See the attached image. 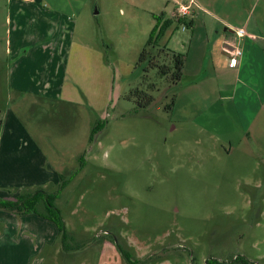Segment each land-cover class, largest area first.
<instances>
[{
	"label": "rangeland",
	"instance_id": "374dc122",
	"mask_svg": "<svg viewBox=\"0 0 264 264\" xmlns=\"http://www.w3.org/2000/svg\"><path fill=\"white\" fill-rule=\"evenodd\" d=\"M19 2L10 0L6 27L0 22V30L7 29V61L20 57L14 48L21 36L30 38L31 31L36 35L46 29L50 36H42L41 45L56 48L54 57L50 53L45 59L41 50L24 47L22 53L29 54L23 60L33 67L36 87L38 80L53 77L62 92L5 95V86H0V199L11 200L38 187L54 192L60 178L67 179L55 206L68 243L82 245V250L76 259L65 261L52 222L36 213L0 209V264H95L103 242L114 247L118 243L143 264H234L232 259L242 254L264 264V172L251 174L238 162L231 165L245 154L229 153L216 136L213 127L223 124L222 119L208 127L198 118L181 116L186 107L202 109L196 107L203 93L195 82L211 72L206 64L200 66L202 48H180L184 38L182 45H188L190 32L180 27L168 31V46L187 59L178 85H161L154 101L138 108L124 95L137 84L131 73L143 45L120 48L115 41L123 38L121 27H134L127 19L135 17L138 23L143 4L87 0L79 17L66 21L55 13L49 21L42 17L31 22L29 8ZM50 8L46 1L42 9ZM220 95L215 88L208 105L226 103ZM234 102L238 108V95ZM8 138L20 146L5 144ZM37 153L46 185L32 184L26 178L32 174L24 172ZM37 209L42 212L43 204ZM10 216L16 220L9 222Z\"/></svg>",
	"mask_w": 264,
	"mask_h": 264
},
{
	"label": "crops",
	"instance_id": "0c3cea01",
	"mask_svg": "<svg viewBox=\"0 0 264 264\" xmlns=\"http://www.w3.org/2000/svg\"><path fill=\"white\" fill-rule=\"evenodd\" d=\"M14 1L16 4H19V1L26 4V7L29 8L26 17H30L31 22L40 20L42 17L47 18L49 21V17L52 14L55 15V13L61 15V17L67 21V19H72L74 16L79 17L87 4V0ZM46 1L47 6H49V8L50 6L52 7V9L50 8L48 11L42 9ZM97 1L99 2V0ZM9 2L10 0H3V2L0 0V22H2L3 19L5 27L8 21L7 7ZM138 2L144 5L142 8L143 12L138 18V23L135 25L133 20L135 17H132L131 20H126L134 23V27L130 25H126L124 29L121 27V32H124L122 35L123 38L115 41V47L140 48V46L144 45L151 29L156 23V15L163 13L164 18L173 20L178 19V8L182 5H189L190 0H111V3L114 5L125 4L127 6ZM17 10L18 8H16V11ZM99 10L95 8L93 12L96 13L99 12ZM64 19L63 21H65ZM180 20L181 23L180 25L177 24V28L180 27L182 31L190 32L188 45L186 47L182 45L185 43L184 38L181 40L180 48H202L200 66L201 64H206L208 70L211 71L201 76V78L195 82V87H198L197 91H199L200 94L203 93V95H200L197 99L196 107H201L202 109L194 110L192 107H186L182 111L181 116L186 117L188 120L198 118L204 125H208V127L214 123L211 122L212 120H217V118L219 120L222 119L221 122H223V124L220 123L219 126L216 125L213 129L216 136L223 141V145H228V150L226 147H224V149L229 153L233 150H240L245 154L240 160H232L231 165L238 162L241 166V170L245 172L251 174L256 173L257 175L258 173L260 175L263 174L264 0H193L192 4H190L189 13ZM40 25V21H37L36 26L40 27ZM183 25L185 26V30L182 29ZM237 28H242L245 33L242 36H237L234 32V29ZM117 29L118 26L114 25V34ZM47 32L48 31L45 29L34 35L33 30L31 31L32 35L30 38L26 35L21 36V38L16 41L18 48H14L15 54H19L20 57L9 63L6 58L8 55L7 29L3 28L0 30V51H2L1 54H4L3 57H0V86H5V95H11V93L12 95H19L23 90H27L30 94L46 92L49 96L59 95L62 92L61 88L57 86V80L53 77H44L38 80L39 87H36L37 81L34 79L35 77H33V67H31L27 61L25 62L23 60L22 55L25 54L27 56L29 54L26 50L22 53L21 49H24V47H32L41 50L39 51V55L45 59L48 57L47 54L51 53L52 55L54 50L56 52V48H49V46L44 47L43 43V48L41 47V37L50 36ZM169 33L170 32L166 33L162 39V43L167 47H169L168 45L170 42ZM53 35L54 34H52V36ZM177 45L175 48H178ZM230 46H237L241 48L243 52L239 68L226 66L219 57L223 48H229ZM52 56L54 57V54ZM38 60H40V57ZM186 60L185 58L183 71H185L184 69L186 68ZM33 63L35 64L36 62ZM39 63L40 62H37L36 65H39ZM52 70V75H55V66ZM26 86H28V88ZM215 88H218V92L222 94L219 98L226 101V103L218 108L210 106V104L208 105L209 101L212 99L209 95L214 94ZM210 91L213 93H210ZM63 94L68 96L69 93L63 91ZM237 95L238 108L234 102ZM189 100H193L192 96ZM12 139L14 140V138L6 139L5 144H10V146L12 144L11 147L20 146L19 143L14 142ZM35 158V163H32L24 170L25 173L32 174L30 177L26 178H32V184H38V186L46 185L48 183H46L44 179L45 173H41L44 163L37 161V158L40 159L38 153L35 155ZM42 158L44 161L45 156H42ZM34 165L38 167V169H33L32 167ZM61 174L62 173L59 171L60 176ZM51 180H54V178H51ZM47 181H49V179ZM8 218L10 220L9 222L16 220L14 216ZM39 219L40 218L34 217L36 222H39ZM38 226L45 228L50 227L43 223H39ZM5 227L7 228V226ZM37 234L39 235V232H37ZM56 238L52 239L54 242L53 244H55ZM81 250L82 247L80 250L78 249L77 252L74 250L64 252V256L62 257L65 258V261H67V259L68 261H72L76 259L77 256H80ZM61 251L59 253H61ZM239 256L252 261L244 254ZM64 258L61 259L64 261ZM95 264H121V258L113 245L103 242L101 251L95 260Z\"/></svg>",
	"mask_w": 264,
	"mask_h": 264
},
{
	"label": "trees",
	"instance_id": "16d2710c",
	"mask_svg": "<svg viewBox=\"0 0 264 264\" xmlns=\"http://www.w3.org/2000/svg\"><path fill=\"white\" fill-rule=\"evenodd\" d=\"M156 23L151 29L134 65L131 75L136 79L137 84L132 87L124 98L136 103L138 108H146L154 101L153 93L161 87V85H178L182 77L185 57L182 53L168 48L162 39L167 31L176 24H180V19L164 18V14L155 16ZM173 94V93H172ZM174 95H171L170 102L166 103L165 109L170 110L173 106ZM96 132V126L93 127L90 140ZM67 179L60 178L57 190L48 192L38 187L33 191H22L11 200L0 199V209L15 213H36L39 216L52 222L57 229V233L61 239V247L63 251H73L82 245L74 247L67 241L68 233L65 230V224L59 209L55 206L61 189L67 183ZM39 203L43 204V211L37 209ZM115 248L125 264H143V260L135 259L126 249L115 242ZM234 264H254L248 259L237 256L231 261Z\"/></svg>",
	"mask_w": 264,
	"mask_h": 264
},
{
	"label": "built area",
	"instance_id": "2783aa9c",
	"mask_svg": "<svg viewBox=\"0 0 264 264\" xmlns=\"http://www.w3.org/2000/svg\"><path fill=\"white\" fill-rule=\"evenodd\" d=\"M193 0H190L189 5H182L178 8L177 18L181 19L185 15L189 13L190 4H192ZM182 29H185V26H182ZM234 32L237 36H242L245 32L242 28L234 29ZM243 52L241 48L237 46H230L229 48H223L220 52L219 57L226 64V66L232 68H239L241 64ZM236 258V257H234Z\"/></svg>",
	"mask_w": 264,
	"mask_h": 264
}]
</instances>
